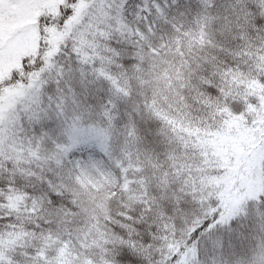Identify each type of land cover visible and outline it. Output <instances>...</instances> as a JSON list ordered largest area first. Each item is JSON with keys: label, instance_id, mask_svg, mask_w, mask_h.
Wrapping results in <instances>:
<instances>
[{"label": "snow or ice", "instance_id": "6c2138e0", "mask_svg": "<svg viewBox=\"0 0 264 264\" xmlns=\"http://www.w3.org/2000/svg\"><path fill=\"white\" fill-rule=\"evenodd\" d=\"M0 264H264V0H0Z\"/></svg>", "mask_w": 264, "mask_h": 264}]
</instances>
